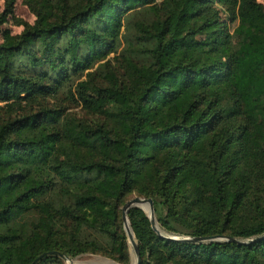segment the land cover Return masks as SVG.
I'll list each match as a JSON object with an SVG mask.
<instances>
[{
  "label": "trees",
  "instance_id": "16d2710c",
  "mask_svg": "<svg viewBox=\"0 0 264 264\" xmlns=\"http://www.w3.org/2000/svg\"><path fill=\"white\" fill-rule=\"evenodd\" d=\"M26 2L0 42V264H130L136 197L164 236L128 210L139 264H264V5ZM215 236L245 243L182 240Z\"/></svg>",
  "mask_w": 264,
  "mask_h": 264
},
{
  "label": "rangeland",
  "instance_id": "374dc122",
  "mask_svg": "<svg viewBox=\"0 0 264 264\" xmlns=\"http://www.w3.org/2000/svg\"><path fill=\"white\" fill-rule=\"evenodd\" d=\"M258 2L264 5V0H258ZM4 11H5V0H0V16L4 13ZM5 14H6L5 22L2 24L0 23V42H3L9 37L20 34L23 30L24 23L33 24V22L35 21V16L32 13L31 9L29 8L26 0H13L12 14H7V13ZM76 83H77V79L74 80V85ZM66 96H67L66 92L60 93L56 100L51 99L49 100V102L50 104H55L65 107L66 112L68 113H74V114H79L80 116H84V114L80 110V107H78L73 101L72 102L67 101ZM131 199L133 198H130V200ZM164 234L169 237H176V238L178 237V235H172L169 233H164ZM128 246L130 252V264H134V256L132 254V248L130 247L129 244ZM65 259L61 258L62 261L57 264H68L69 261L75 262L77 264H89L92 262L96 263L97 261H104V260L109 262L112 261L101 255H93V254H82L75 259H69V258H65ZM113 262L114 261H112L111 263Z\"/></svg>",
  "mask_w": 264,
  "mask_h": 264
},
{
  "label": "water",
  "instance_id": "95a60500",
  "mask_svg": "<svg viewBox=\"0 0 264 264\" xmlns=\"http://www.w3.org/2000/svg\"><path fill=\"white\" fill-rule=\"evenodd\" d=\"M148 208V213L146 212L145 208ZM131 208H139L141 210H143L145 212V214L147 215L150 224H151V228L153 229V231L160 237L164 238V236L162 235L157 221L155 219V215H154V208H153V202L151 199H145V198H133L129 201H127L124 205V207L122 208V221H123V229H124V233L125 236L127 238L128 244L130 245V247L132 248V254L134 256V264H139L140 259H139V250H138V244L137 241L135 239V236L133 234V231L131 229L128 217H127V213L128 210ZM130 230L132 232V235L130 233ZM168 239L171 240H179V237H166ZM264 238V237H262ZM182 240L184 241H193V242H214V241H232V242H236L238 244H244L245 242H241V241H237L235 239H231L228 237H221V236H215V237H199V238H183ZM256 240L259 239H253L251 240V242H254ZM62 259H65L64 256H61ZM66 260V259H65ZM112 262V261H111ZM72 263V261H69L68 264ZM114 264H117L115 262H113Z\"/></svg>",
  "mask_w": 264,
  "mask_h": 264
},
{
  "label": "bare ground",
  "instance_id": "6f19581e",
  "mask_svg": "<svg viewBox=\"0 0 264 264\" xmlns=\"http://www.w3.org/2000/svg\"><path fill=\"white\" fill-rule=\"evenodd\" d=\"M145 208V210H146V212L148 213L149 211H148V208H146V207H144ZM130 233H131V235H132V232H131V230H130ZM133 236V235H132ZM70 264H77V263H75V262H72V263H70ZM89 264H114V263H111V262H109V261H97L96 263H94V262H92V263H89Z\"/></svg>",
  "mask_w": 264,
  "mask_h": 264
}]
</instances>
